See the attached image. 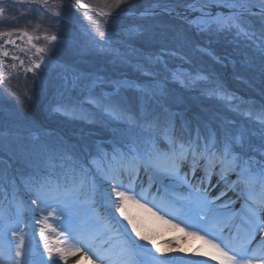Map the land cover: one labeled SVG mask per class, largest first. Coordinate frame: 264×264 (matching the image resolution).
<instances>
[{"label": "snow or ice", "instance_id": "6c2138e0", "mask_svg": "<svg viewBox=\"0 0 264 264\" xmlns=\"http://www.w3.org/2000/svg\"><path fill=\"white\" fill-rule=\"evenodd\" d=\"M44 2L46 3L47 0ZM116 3L120 5L125 3V0H116ZM77 4L94 11L89 5L80 3V0H77ZM188 7L191 8L192 5L189 4ZM212 7L229 11L216 14L209 11ZM200 12L201 23L196 25L198 31L213 34L236 30L237 34L243 32L249 39L256 37L261 40L260 51L264 57V0H261L259 5L250 4L247 0L243 2L242 0H211V3L205 0L201 4ZM97 14L109 15L104 12ZM3 15L4 8L0 6V16ZM252 15L261 18L259 36L255 28L248 23V17ZM87 18L92 19L91 16ZM11 35L10 32L0 33V37H11ZM100 35L103 39V33ZM24 37H27V42L31 44L33 37L27 32H22L21 38ZM45 39L56 41L57 37L52 35L46 36ZM7 43H15V41L9 39ZM0 51L5 57L9 55L8 51L2 49ZM36 52L44 53L45 49L37 48ZM12 59L19 58L13 56ZM20 63L23 65L24 62L21 60ZM42 64H45L43 58L39 62H33L32 67L26 70L34 72L40 69ZM140 71L146 76H154L152 68L140 69ZM93 84L94 82L91 81L85 84L77 78L72 88L84 90L87 95L81 103L100 108L117 121L127 135L124 139L117 140L111 147L98 146L95 150H89L84 154H77L64 148L54 149L47 145L43 147V167L39 173L29 177L30 189L34 193L31 204L36 206L35 210L38 213L43 214V219H37V222L43 225L39 234L47 253L46 259L43 253L40 254L41 264H60V261L66 264L68 252L76 255L81 251V248L75 247V244L81 243L75 236L72 237L73 245L69 247L67 238L50 242L46 233L64 235L62 231L57 232V229L49 223V216L69 219L75 210L74 201L79 200L80 195L85 191L93 203L96 195L99 194L127 221L136 237L152 244L157 252L164 255V250L155 243L153 230L147 228L138 217L128 213L129 205H135L173 229L184 231V228L178 223L165 219L158 214V211H153L147 206L146 201L141 203L138 197L142 196V192H136L134 185L141 182L142 178H145L149 185L171 179L184 182L192 189L195 200L203 208H208L211 213V216L207 212L203 215L198 213V219L206 222L211 220L213 231H218L221 236L224 230L228 229L226 241L212 237L210 233L201 235L199 228L186 232V235L204 240L215 249L219 254V264H264V131L260 134L258 144L254 143L253 137L245 131L225 133L221 139L215 130H200L199 126L194 130L187 122L181 124L179 118L169 112L166 104L162 103L166 97V92L162 89H137L139 103L137 109L133 111L124 105L121 98V90L132 88L133 85L117 81L113 84V93L103 97L95 94ZM77 107L78 105H61L56 110L69 115ZM258 116L261 125L264 126V109L258 113ZM197 170L202 171L203 176L198 184H193L189 181V177L195 176ZM213 175L218 176V183H225V187L218 196L209 199L208 191L202 186L210 183ZM105 185L106 192L103 190ZM141 187H143L142 183ZM228 191L243 197L240 211L231 209L228 202L223 203L222 210L220 205H216V201L227 195ZM210 205L212 207H209ZM29 210H32L30 206ZM4 234L8 236L7 251L11 264H34L31 258L32 252L24 236L19 234L18 226L8 227L6 233H0V236ZM12 238H15L14 246ZM129 247L135 249L137 246L132 242ZM2 251L3 246L0 244V252ZM168 251L172 252L175 249L169 247ZM133 255L139 253L134 252ZM145 255L150 259H142L138 264H177L178 262L176 257L157 261L150 251ZM212 259L217 257L213 256ZM0 264H8V262L0 258Z\"/></svg>", "mask_w": 264, "mask_h": 264}, {"label": "rangeland", "instance_id": "374dc122", "mask_svg": "<svg viewBox=\"0 0 264 264\" xmlns=\"http://www.w3.org/2000/svg\"><path fill=\"white\" fill-rule=\"evenodd\" d=\"M135 1L128 2L127 8L134 10H148L152 9L153 7H160V4H165V1L158 0H154V2L153 0H148V2L152 1L150 3H147V0H138V2L136 3ZM49 2L50 0H48V2L46 3ZM204 2L205 0L194 1L195 4H202ZM207 2L211 3V0H207ZM247 2L250 4L259 5L261 3V0H247ZM185 3V0H174L173 4L175 6H178L183 5ZM138 4L141 5L136 6ZM0 6L4 8V15L0 16V33L10 32L12 34L11 37H0V49L3 50L4 43H7L9 39L13 41L17 40L19 42L18 46L10 49V54L18 57V61H7L6 63L5 59L2 57V51H0V112L2 113L3 99L11 100L15 103L21 101L20 95L29 96L34 94L39 95L38 98L44 101V103L42 102V109L46 111L48 110L46 108L51 106L53 107L55 112L62 114L61 111L56 110L59 106L78 105V107L76 108L79 109L78 113H81L82 116L84 113L89 117H94L95 121H98V111L93 110V108L97 110H99L100 108H97L92 104H90V107L86 106L85 104L88 103H85L84 106H86L89 110H87L86 107H80L83 106L81 100L82 98L83 100L85 99L87 93L81 88H72V84L77 80V78H80L81 81L85 84L90 81L94 82L93 87L95 89V94L97 95L96 90H98L99 95L97 96L107 97L113 93L114 88L104 89L103 87L106 86L109 88L110 85L113 86V84L117 81L133 85L132 88H126L127 92L131 89L134 90L135 88L136 92L137 89L140 88L161 89L159 86H163L164 88H166L167 85L165 81L173 83L178 81L182 83V81L186 79L180 77L179 74L176 73L175 69L173 68L175 64L181 67H189L191 70H194L196 72L192 76L187 77L186 81H188L190 84H203L206 83L208 80V77L205 74H210L212 73V71H218L217 66L220 64L224 65L227 63H231L229 62V60L222 63V58L220 55H217V53L213 52L212 49L210 50V48H203L201 44L203 40H200L201 43H198L196 42V40L193 39L190 45H194L195 48L187 49L194 60L191 58V56H184V53L180 54L181 49H179V51L173 49L169 51L166 50L167 46L164 45L166 46L164 47V52L168 55V57L174 58V60L170 62L169 60L162 59L157 64V60L150 61L147 60L146 57H144L145 54L142 55V47L145 44L149 43L147 42L148 40L145 36H147L150 41L155 40L154 38L156 36V40L165 42L167 40L166 33H168V31L171 29H174L175 33H178L179 35L184 34L181 25L177 24L174 20H172L173 18H167L165 15H163V17L160 15H146L144 17L139 16V19H135L134 17L119 18L117 16L114 17L112 15H110L109 17V15H107L105 17H109L110 21L104 23L102 25L101 30V33H103V37L106 41L103 44L98 43V45H95L93 43L90 44V54L92 56L91 61L89 60L84 63L81 62L79 64H75V57L67 55L65 57V62L63 60L62 63H60L59 65L53 56L52 58H48L47 56L54 54L58 58V50L59 48H62L60 46H64V48L68 49L70 48L69 50L80 53V49H76L74 45L70 44L72 42H63V36L68 35L70 30L72 29L74 11H69L70 13L68 15L72 16L70 17L67 15L66 12L62 11V8H64V6H62L61 9L57 7H54L52 9L48 7L43 8L37 6L35 8V12L33 6L26 3L15 4V2L12 1L11 3H6L2 5V2H0ZM212 8L216 9L218 7ZM192 10H197V8H192ZM61 12H63V14ZM57 13H59V15H57ZM31 14H33V16H31ZM83 15L84 16L82 18L81 24H79V30L83 31L84 29L86 30V32H92L93 35L98 36L95 33L96 31L98 32L97 28L101 27V25L97 23L99 15H89L87 13H84ZM89 16L92 17L91 22L95 23V26H91V28L87 25L89 22V19L87 17ZM74 18L76 19V17ZM253 19L255 25L250 19H248V23L255 28L257 36H259L261 28V18L259 16L254 15ZM74 21L78 22L79 20L76 19ZM190 21L196 28V25L200 24L201 20L200 17H197L196 19H191ZM256 26H258V29H256ZM22 32H27L33 37L31 44L27 42V37L21 38ZM200 33V36H204L208 40L212 39L214 44H220L219 39L223 38V42L226 43L228 47H230L234 51H243L245 57L249 56L251 51L253 55H261V40L257 39L256 37L249 39V37L245 36L243 32L237 34L236 30H232L213 34L205 32ZM38 34L40 36H44V38L40 39L39 37L37 39L36 37H38ZM52 35H55L57 37L56 41L45 39L46 36L51 37ZM86 36L89 38V41L95 39L93 37L90 38L88 33L86 34ZM185 39L187 41L188 37L186 36ZM84 41L87 42L88 40L84 39ZM32 45H35V47H32ZM37 48H44L45 52L37 53ZM22 49L23 51H21ZM53 50L55 52H53ZM208 56L211 57V60L209 62L204 59ZM229 57H231V55H229ZM41 58L45 60L48 59L52 63L40 70H35L34 72H31L32 76L28 77L32 79V82L30 84H27V75L29 71H27L26 69L32 67L33 62H39ZM21 60L24 62L23 65H21L20 63ZM56 64H58L59 67H56ZM248 64L250 66L249 62ZM63 67L68 68L70 72L66 74L64 71L63 73V71L61 70V68ZM147 68L153 69L154 76H146L143 74L142 71H140V69L147 70ZM245 68H247V66H245ZM162 73H164L165 75V81H163V79H160ZM139 74L144 76V83L140 84V87H137V80L142 79V77L138 78ZM149 78L150 80H148ZM106 81H110V84L108 85L107 83H105ZM31 90L34 91L33 94L30 92ZM124 91L125 89H122L121 98L125 105L127 97L126 95H124ZM164 91L166 92V90ZM5 96L7 98H5ZM25 99L26 97L24 98V100ZM72 114L73 113H70L69 115H62L71 116ZM17 119L20 122V125L27 129L28 127L26 126H29V128H31V125H34V122L32 121H26L27 123H29V125L25 123V118L20 113H17ZM120 135L122 138H124L127 134L124 131L120 133ZM185 171H187V168H185ZM195 176H198V178L195 179L194 176H190L189 181L193 184H198L200 178L203 176V172L197 170ZM218 179V176L213 175L211 177V182L206 183L202 186L208 191L209 199H214L225 187V183H218ZM171 182V180H168L166 182L164 181L163 187H160V192H158L159 190L157 189V185H153V183L151 184V186H153L154 188L150 189V187L147 190H142L141 188L143 187H141V185L138 183L136 184V186H134L136 192H142V196L138 197L141 200V203H144L146 201L147 206L152 208L153 211H158L159 215H162L164 217L166 216L165 219L170 220L172 223H178L181 228H184V231H180L179 229H173L167 225H164L161 221L156 220L155 218L151 217L148 213L136 207V210L134 209L133 211H138L140 215L145 216L142 220L143 223L147 219V221L152 220V222H154L153 224H156L160 229L159 232L155 234V243L156 245L160 244L161 249L164 250V255H161L160 253V256H157L155 253L157 252L155 247L146 246V250L142 247V245L138 244L140 245L138 247L139 252H137L139 253V259H150L145 255V253L149 251L153 256L158 259L157 261L171 259L173 257L169 256L167 249H165V244L177 243L181 239H183L185 240L186 250L185 252L176 256V258L181 259L178 260L177 264H181L182 261L187 262V264H201V262L202 264L219 263V254L216 252L215 249H213L210 245L206 244L204 240L198 239L195 236L186 235V232L192 231L193 228L200 229L201 227H203L208 229V233L214 234L212 237L217 236L219 240L226 241L229 234L228 229H225L223 235L221 236L218 231H213V224L211 220L206 222L198 219V213H200V215H203L207 212L209 216H211L209 209L203 208L195 200L192 189L189 193L188 188L185 187L187 186V184L180 181V183H182V186L177 187L174 186V183ZM147 184V180L145 181V183L143 182V186H146ZM153 189L155 190V192ZM103 190L105 192L107 191L106 189ZM146 192H148L147 195H149L148 199L144 198ZM235 194L236 193L232 191H228L227 195L221 197L220 200L216 201V205H220L222 210L223 203L228 202L230 208H235L240 201L239 196ZM209 207L212 206L210 205ZM74 208L75 210L73 211V214L70 217L73 220L72 224L66 223L64 222V220L59 219L53 222V225L57 229V232H65V235H57L54 240H49L50 242L65 240V238H67V244L69 247H71L74 243L72 237H76V233L78 235V229L82 231L85 227H87L88 229L90 228L89 234L92 233L96 235L98 234L99 229L103 227L100 223L96 222V220H92L90 223H88V225L83 224L84 222L81 219V215L84 206L80 203H74ZM19 213L21 217L24 216L22 211H20ZM31 216L32 225L33 223H38V217L35 211ZM108 223L109 224L106 225V227L103 229V238L100 239V242L106 239L111 242H116L119 246V249L121 250L125 245V240L123 238L124 236H128L127 231L123 229L118 230V227L115 228L114 223L112 221ZM17 226L19 228V234L24 236L26 243L34 244L36 242V237L35 235H33L32 231H24L21 220L12 225L11 227ZM6 229L7 228L4 227L2 230H0V233H6ZM70 233L71 235H69ZM89 234L88 237L91 239L92 236H90ZM200 234L204 235V232L201 231ZM76 238L79 239L81 243L75 244V247L81 248V251L77 252L76 255H72L70 252H68L66 264H105V262L106 264H108V261L113 258L108 251L104 252L106 245H102L103 251H99L98 248L95 246V243L92 242L90 239H87V237L82 235L81 237L79 236ZM7 239L8 236L6 234L0 236V244H2L3 246V251L0 252V258H3L5 261L8 262V264H11V258L7 251ZM12 244L14 246L15 238H12ZM141 248L143 249V251H141ZM132 252L129 249H125L121 253L124 258L122 259V262L126 261L131 255H133ZM41 253H43L44 255L46 254L43 248L36 249L32 252L31 258L34 261V264H41ZM213 256H216L217 259H212ZM113 260H116V264L118 263V261H120L119 257L113 258ZM60 264H65V262L60 261Z\"/></svg>", "mask_w": 264, "mask_h": 264}, {"label": "trees", "instance_id": "16d2710c", "mask_svg": "<svg viewBox=\"0 0 264 264\" xmlns=\"http://www.w3.org/2000/svg\"><path fill=\"white\" fill-rule=\"evenodd\" d=\"M81 1L111 15L130 10L127 8V4L135 0H125V3L120 5H117L116 0ZM158 1L174 2V0ZM146 2L150 3L152 1L148 2L147 0ZM185 2L188 3L190 1L185 0ZM17 3L32 5L34 12L37 6L52 9L54 7L61 9L64 6L62 11L66 12L67 15L70 13L69 11H74V17L79 21H74L76 19L73 17L72 29L68 35L63 36V42H72L70 44L74 45L76 49H80V53L60 46L62 48L58 50V58L54 54L48 55V58L53 56L59 63H62L63 60L65 62L67 55L75 57V64L91 61L90 44L98 45V43L103 44L106 41L104 37L101 39L100 34L102 25L110 21L109 18L98 17V22L101 25V27L97 28L98 32L96 31L95 33L98 36L93 35L92 32H86L84 29L80 31L79 24H81L83 14H94L79 9L68 0H50L49 3H45L44 0H18L15 4ZM139 5L141 4L136 6ZM63 12L61 13L63 14ZM68 16L72 17L71 15ZM120 18L128 17L123 15ZM91 21L89 20L87 24L90 28L95 26V23ZM184 25L183 35H179L175 33L174 29H171L166 33L167 40L165 42L156 40V36L154 38L156 41H150L145 36L149 43L142 47V55L145 54L144 57L150 61L166 59L171 62L174 58L168 57L164 52V47L167 46L166 50L179 51L181 49L180 54L184 53V56H191L187 48H195L194 45H190L194 39L198 43L203 40L201 43L203 48H210L217 55H220L222 63L228 60L231 63L220 64L217 66L218 71L213 72L211 70L212 73L205 74L208 80L203 84L181 85L177 82H166L164 80L165 75L162 73L160 79H163L167 85L166 88L159 86L162 90H166V97L162 103L166 104L169 112L179 118L181 124L187 122L194 130L197 129V126H199L200 130H215L219 133L221 139H223L225 133L245 131L253 137L254 143L258 144L260 134L264 131V126L261 125L258 116V113L264 109V57H261L262 54L260 56L253 55L252 51L249 56L245 57L243 51H234L228 47L223 42V38L219 39L220 44H214L212 39L208 40L206 37L197 34L190 26ZM87 33L90 38L93 37L95 39L89 41L86 36ZM186 36L188 37L187 41L185 39ZM38 37L40 39L44 38V36L39 34ZM84 39L88 41L85 42ZM53 52L55 51L53 50ZM204 59L209 62L211 57L208 56ZM28 76L30 77L31 74L28 73ZM29 77L27 84L32 82ZM140 77L142 79H138ZM138 78L136 82L138 85L144 83V76L139 74ZM105 83L109 85L110 81ZM103 88L113 89V86L110 85L109 88L104 86ZM30 92L33 94L34 91L31 90ZM96 92L98 93V90ZM126 92L127 90L125 89L124 95L127 97L125 106L135 111L139 103L138 92L133 89ZM6 96L5 98H7ZM38 96L34 94L29 96L20 95L21 101L15 103L11 100L3 99V113L0 112V207L2 206L3 210L8 209L10 211L8 216L10 219L15 217L20 210L15 204L21 202L24 208H28L25 196L28 195L32 199L34 195L30 189L29 177L39 173L43 167L42 150L45 145L54 149L64 148L75 151L77 154H84L89 150H95L98 146L111 147L117 140L124 139L120 135V133L124 132L123 127L108 116L107 113L102 112L103 118L100 117L101 119L98 121L76 114L69 117L57 115L51 109L47 111L42 109V102L44 103V101L39 99ZM25 97L26 99L24 100ZM157 110L159 109L157 108ZM17 113H20L25 118V123L32 121L34 125H31V128L26 126L28 129L22 127L18 121L19 118L17 119ZM27 124L29 125V123ZM23 211L24 216L26 218L29 217V211L24 209ZM40 215L43 217V214Z\"/></svg>", "mask_w": 264, "mask_h": 264}, {"label": "bare ground", "instance_id": "6f19581e", "mask_svg": "<svg viewBox=\"0 0 264 264\" xmlns=\"http://www.w3.org/2000/svg\"><path fill=\"white\" fill-rule=\"evenodd\" d=\"M223 8L222 9H220V10H216V14H222V12H224V10H227V11H229L228 9H224L223 11ZM209 11H211L210 9H209ZM199 16H201V12H200V15ZM169 247H171V248H173V249H175V251H172V252H169V253H171V254H176V253H183V252H185V240H180L179 242H177V243H172V244H166V248H167V250L169 249ZM76 261V260H75ZM70 264V263H69Z\"/></svg>", "mask_w": 264, "mask_h": 264}, {"label": "water", "instance_id": "95a60500", "mask_svg": "<svg viewBox=\"0 0 264 264\" xmlns=\"http://www.w3.org/2000/svg\"><path fill=\"white\" fill-rule=\"evenodd\" d=\"M72 1H75V2L77 3L76 0H72ZM91 9H93V8H91ZM158 11H167V12H170V13H171V10L163 9V8H162V10H158ZM176 11H177V10L173 9V10H172V13H173V14H177ZM45 65H46V63H45V64H42L41 66H45ZM177 71H180V72H183V73L186 72L185 70L180 69V68H178Z\"/></svg>", "mask_w": 264, "mask_h": 264}]
</instances>
